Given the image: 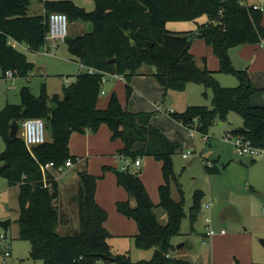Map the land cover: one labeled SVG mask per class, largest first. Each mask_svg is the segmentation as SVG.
Instances as JSON below:
<instances>
[{
	"label": "trees",
	"instance_id": "trees-1",
	"mask_svg": "<svg viewBox=\"0 0 264 264\" xmlns=\"http://www.w3.org/2000/svg\"><path fill=\"white\" fill-rule=\"evenodd\" d=\"M94 2L95 8L88 10L73 0H50L45 2L46 13L30 14L29 0H0L3 72L11 69L15 76H27L34 64L14 43H24L34 52L41 51L48 44L51 11L64 12L72 21H90L93 26L89 32L66 37L73 59L97 70L123 74L128 98L133 92L131 80L144 64L154 67L165 93L171 89L183 90L189 82L205 84L213 89L211 107L189 105L181 112L169 109L171 115L184 124L198 119L200 131L208 133L217 120L224 121L229 111H235L242 116L243 126L233 132L244 135L257 147H264V104H254L251 99L259 88L246 71L234 67L229 55L231 47L264 40L261 10L241 0ZM203 15L208 21L198 22L194 30L175 31L167 27L168 21H196ZM196 38L211 45L219 58L220 71L238 77L236 86L221 85L216 70L198 66L191 52ZM112 58L116 61L110 62ZM102 76L99 71L80 72L74 81L64 84V94L55 93L51 97L45 92L37 96L26 86L21 92L22 103L8 104L0 110V135L5 142L0 154L1 173L6 174L11 185L19 186V238L30 242L29 256L44 264H192L185 258L173 257L170 252L186 214L182 200L176 201L171 196L170 186L174 177L173 154L180 143L153 124L152 111L129 110L121 104L116 92L111 94L105 108L99 107ZM30 117L43 118L46 128L51 130V138L28 146L19 134L10 135L13 120ZM103 123L109 126L113 139L122 140L119 154L134 160L146 155L162 162L164 182L159 186L158 203L152 199L138 171L113 169L118 183L136 200L135 205L129 199L117 202L118 210L133 218L138 226L137 233L128 236L140 248H154L150 259L134 261L127 252H113L110 240L114 235L105 224L109 212L96 197L99 176L87 170L78 172L79 230L66 234L58 230L63 212L55 202L60 190L52 170L68 159L73 163L78 160L70 152L73 132H96ZM137 143L142 146L137 147ZM51 161L55 166L45 178L41 166ZM205 168L208 173L219 170L216 163H207ZM200 203L201 195L197 193L190 211L192 221L198 216ZM158 206L167 214L164 224L155 211ZM0 225L6 231L11 227L9 221H1Z\"/></svg>",
	"mask_w": 264,
	"mask_h": 264
},
{
	"label": "rangeland",
	"instance_id": "rangeland-1",
	"mask_svg": "<svg viewBox=\"0 0 264 264\" xmlns=\"http://www.w3.org/2000/svg\"><path fill=\"white\" fill-rule=\"evenodd\" d=\"M46 1L50 0H29V7H43ZM247 1L264 4V0ZM74 2L88 10L95 8L94 0ZM44 12L46 13V8ZM68 19L69 34L79 32L80 27L85 31L93 29L90 21L78 19L72 24L73 21L69 17ZM49 41L51 48L48 53L30 51L25 44L15 45L34 64L27 76H16L13 82H10L3 77L4 72L0 66V110L8 104L22 103L21 92L26 86L37 96L44 92L50 97L55 93L62 95L64 84L74 81L78 73L86 70L85 65L73 59L67 42L54 39ZM262 43L264 40L258 43H243L229 49L234 67L246 71L253 84L259 88L252 95V100L258 103L264 102V56L260 62L253 61V57L243 56V48L248 46L260 49L258 45ZM54 44L57 46H53ZM249 50L254 52L251 48ZM217 59L219 62L218 56ZM219 68L220 64L216 70V78L221 85L236 86L239 83L234 73L223 72ZM125 85V80L120 79H110L103 83L102 87L106 93H100L98 105L106 107L111 94L116 92L121 104L129 110L152 111L153 124L160 126L171 140L180 143V147L173 154L174 177L171 178L170 186L171 196L176 201L182 200L186 214L181 221V233L173 238L174 248L170 251L172 256L185 258L192 264H264V244L261 241L264 239V153L256 157L239 155L234 144L224 139L229 131L243 126L242 116L235 111H229L227 118L221 120L223 124L219 125L217 120L205 135L200 131L201 123L198 119L194 123L184 124L175 119L169 109L181 112L189 105L211 107L212 87L189 82L183 90L171 89L165 93V88L155 76V69L153 72L136 73L133 76V92L130 98L126 95ZM21 122L22 119H19V136H23ZM192 126L197 129L194 136L191 134ZM51 136V130L47 127L46 138ZM69 144L70 152L75 154L78 160L73 166L65 167L62 171L52 170L58 178L60 190V197L55 202L66 211L61 221L67 225L63 233L79 230L78 172L87 170L99 176L96 196L109 212L107 226L115 234L110 240L113 252H127L134 261L150 259L154 248H140L129 238L130 234L138 231V226L133 218L118 210L117 202L129 199L133 203L136 200L118 183L113 169H121L125 162H130L129 170L139 172L156 202L160 196L159 186L164 182L162 162L154 157L142 155L138 157L141 165L135 166L133 158L119 154L118 150L123 146L122 140L112 138V132L106 123L101 124L96 132H73ZM4 149L5 142L0 135V154ZM185 152L190 153L189 158L183 156ZM193 158L195 160L189 163ZM207 163H216L219 166L218 172L208 173L205 168ZM18 193L19 186L11 185L6 174L1 173L0 222L9 221L11 227L6 231L0 225V233L6 235V241H10L12 249L8 263L0 251V264H44L42 260L29 256L30 242L19 238ZM197 193L201 195V203L198 216L192 221L190 211ZM207 203H211L210 208H206ZM155 211L160 222L164 223L163 207L158 206ZM208 215L212 217L214 228L217 231L224 229V234L217 232L212 237L205 235V217ZM178 245L183 246L178 248Z\"/></svg>",
	"mask_w": 264,
	"mask_h": 264
},
{
	"label": "built area",
	"instance_id": "built-area-1",
	"mask_svg": "<svg viewBox=\"0 0 264 264\" xmlns=\"http://www.w3.org/2000/svg\"><path fill=\"white\" fill-rule=\"evenodd\" d=\"M242 3L248 4L247 0H241ZM252 5L253 9L256 10H264V4L263 3H254L250 4ZM68 16L64 12H59L55 11L50 13L49 18H48V23H49V30H48V44L41 50L45 53H48L50 51L49 49V40L54 39L56 41H65L66 37L69 34L68 31ZM53 46H57L54 44ZM84 65L83 63H81ZM86 66V65H85ZM90 73H94L96 71H99L103 74L102 76V85L105 82H108L110 79H120V80H125V76L123 74H118V73H112L109 71H103V70H97L93 67H88L86 66V70ZM3 77H5L7 80L10 82H13L15 79V73L13 70L8 69L4 72ZM69 83V82H68ZM101 94H105L106 90L101 86ZM171 110V109H170ZM22 128H23V136L22 138L24 139L25 143L28 146L35 145V144H40L46 141V124L45 120L40 117H30L23 119L21 122ZM197 129L192 126L191 127V134L194 136L196 133ZM207 135V133H204ZM209 139V138H208ZM226 141H229L234 144L236 151L239 155H248L251 157H256L258 155H261L264 153V147H257L251 143V140L246 138L244 135L240 133H235L233 131H229L227 135L224 137ZM122 155V154H120ZM124 156V155H122ZM185 158L190 157V153L185 152L183 154ZM74 163L71 159H68L65 163L60 164L56 166V169L62 171L65 167H71L73 166ZM130 162H125L122 166V170H129L130 169ZM134 165L135 166H140L141 165V160L140 158H137L134 160ZM55 166L54 162H47L41 166L44 177L46 178V174L49 170H51ZM47 185V184H46ZM206 208L211 207V203H207ZM206 221V232L205 235L208 237L214 236L217 232L224 234L225 230L221 229L220 231H217L214 226H213V221L212 217L210 215L205 217ZM0 249L1 252L4 255V260L8 263L9 262V257L11 256V246H10V241H6V235L4 233H0Z\"/></svg>",
	"mask_w": 264,
	"mask_h": 264
},
{
	"label": "crops",
	"instance_id": "crops-1",
	"mask_svg": "<svg viewBox=\"0 0 264 264\" xmlns=\"http://www.w3.org/2000/svg\"><path fill=\"white\" fill-rule=\"evenodd\" d=\"M74 1V0H73ZM248 4H254L255 2H249L247 1ZM76 3V2H75ZM257 3V2H256ZM259 4V3H258ZM86 8V7H85ZM87 9V8H86ZM94 8H92L91 10H93ZM45 5H43V7H39V8H32L30 9L29 7V13L30 14H40V13H45ZM208 21V17L206 15H203L201 17H199L196 21L195 20H171V21H168L167 22V27L171 30H175V31H186V30H194L197 28V25H198V22L199 23H204ZM75 22V20L72 22V24ZM85 32H89V31H85L82 27H80V31L79 32H72L71 34H68L69 36H77V35H80V34H83ZM50 42V41H49ZM17 43H14V45H16ZM19 44H22V43H19ZM24 44V43H23ZM26 48H28V46L25 44ZM251 46H254V45H251ZM260 46V49H258L257 47L256 48H252V47H248V46H245L243 48V56L246 57V58H251L253 57V61H256V62H260L261 58L264 56V43H262L261 45H258ZM49 49L51 48L50 46H48ZM249 48H251L253 51H250ZM29 49V48H28ZM31 51V50H30ZM42 52V51H41ZM191 52L194 54L195 56V60L198 64L199 67L203 68L204 66H207L208 68L210 69H213V70H218V67H219V62H218V59H217V56L215 55L214 51H213V48L211 47V45H208L204 39L202 38H196L194 41H193V44L191 46ZM205 59V60H204ZM153 68H151L149 65H142L137 73H147V72H153ZM136 75V74H135ZM252 80V78H251ZM253 82V81H252ZM165 94V93H164ZM131 97V96H130ZM252 99V98H251ZM252 102L254 104H257V105H263V103H258V102H255L252 100ZM101 107V106H99ZM101 108H105V107H101ZM223 122L219 121V125H222ZM137 147H141L142 146V143H138L136 145ZM53 174L55 175V173L53 172ZM141 176V175H140ZM56 177V175H55ZM142 178V177H141ZM58 180V178H56ZM143 179V178H142ZM144 181V179H143ZM145 183V181H144ZM146 185V184H145ZM18 186V185H17ZM147 187V186H146ZM148 189V188H147ZM60 197V195H59ZM97 197V196H96ZM153 199V198H152ZM97 200L99 202V204L101 205L98 197H97ZM122 200H126V199H122ZM154 200V199H153ZM155 201V200H154ZM159 200H156V203H158ZM59 204V203H58ZM136 204V201H133L132 205H135ZM60 206V204H59ZM102 206V205H101ZM104 207V206H103ZM61 209V211L64 213H66V211L60 206L59 207ZM105 208V207H104ZM164 217H163V220H164V223H166L167 221V214L165 212V214H163ZM19 216V214H18ZM163 223V224H164ZM106 227L109 229V227L107 226V221H106ZM66 224H61L59 225V228L58 230L63 233L65 231V228H66ZM110 230V229H109ZM110 232L115 235L111 230ZM137 233L134 232L133 234ZM133 234H130V235H133ZM126 235V234H125ZM111 243V242H110ZM112 246V249H113V245L111 244ZM118 253V251L116 252Z\"/></svg>",
	"mask_w": 264,
	"mask_h": 264
},
{
	"label": "water",
	"instance_id": "water-1",
	"mask_svg": "<svg viewBox=\"0 0 264 264\" xmlns=\"http://www.w3.org/2000/svg\"><path fill=\"white\" fill-rule=\"evenodd\" d=\"M152 44V43H151ZM110 62H115L116 58H112L109 60ZM18 130H19V123L17 120H13L10 126V135L13 137H16L18 135ZM195 160V158H193L189 163L193 162ZM3 166H0V173L2 172ZM262 243L264 244V239H261ZM183 245H178L177 247H181ZM1 251V249H0ZM101 256L107 258L108 256L105 253H100ZM111 259L114 261L115 258L111 257Z\"/></svg>",
	"mask_w": 264,
	"mask_h": 264
}]
</instances>
